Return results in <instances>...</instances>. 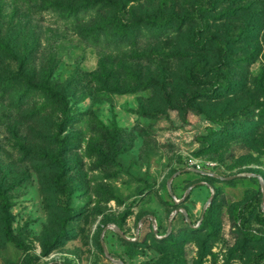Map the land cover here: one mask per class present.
<instances>
[{"label":"rangeland","instance_id":"obj_1","mask_svg":"<svg viewBox=\"0 0 264 264\" xmlns=\"http://www.w3.org/2000/svg\"><path fill=\"white\" fill-rule=\"evenodd\" d=\"M102 243L264 264V0H0V264H117Z\"/></svg>","mask_w":264,"mask_h":264},{"label":"trees","instance_id":"obj_2","mask_svg":"<svg viewBox=\"0 0 264 264\" xmlns=\"http://www.w3.org/2000/svg\"><path fill=\"white\" fill-rule=\"evenodd\" d=\"M95 6H97L96 2H89L88 1V3H86L83 7L81 6L79 9L67 8L65 10H62V7L60 5L52 4V3H48L47 8L53 10L54 12L64 11L65 15H64L63 19L64 20H69V19L77 18V16L79 14H82V13H85V12H90L89 10H93V8H95ZM194 14L196 15V11H194ZM194 14L193 15L188 14V15L182 17V18L176 17L174 19L175 22H176V25L178 27H180V26L184 25L183 22H185L186 20H188V21L190 20L191 21V20L195 19V15ZM145 24H148L149 26H153V27L157 28L158 30L163 31L167 27L168 21L167 20H163V19L147 20L145 22ZM112 25H113V28H114V25H115V29H117V28H119L120 25L122 26L123 24L118 22V19H116V21L112 22ZM197 48H199V46ZM30 88H32L33 90L36 89L35 87H30ZM37 88H39V90H41V91H44L47 95L51 96V93H52V90H53L52 87H49V86H38ZM196 187H199V186H196Z\"/></svg>","mask_w":264,"mask_h":264},{"label":"water","instance_id":"obj_3","mask_svg":"<svg viewBox=\"0 0 264 264\" xmlns=\"http://www.w3.org/2000/svg\"><path fill=\"white\" fill-rule=\"evenodd\" d=\"M204 174H205V173H204ZM173 177H175V176H173ZM173 177H171V178L169 179V184H170V182L173 180ZM197 185H205V183H204V182H200V183H198V184H192V185H190V186L186 189V191L184 192L183 197L180 198L179 200H174V203L177 204V205L180 204V203H182V202L187 198L189 192H190L193 188H195ZM210 189H211V188H210ZM213 196H214V194H213V192L211 191L210 198H209L208 202L206 203V205L204 206L203 210L206 209V207L208 206V204H209L210 201L212 200ZM177 211L182 212L183 215L186 216V212H185V211H183V210H181V209H178ZM177 211H175V213H176ZM144 219H145V218L142 219V222L144 221ZM187 221H188V220H187ZM169 229H170V228H169ZM116 233H117L121 238H123V239H125V240H129V239L126 238V237H125V236H124V235H123L118 229L116 230ZM102 247H103V251H104V253H105V255H106L107 258H109L111 261H113V262H115V263H117V264H121L119 261H116V260H113V259L110 258V256L108 255V253H107V251H106V248H105V246H104L103 243H102Z\"/></svg>","mask_w":264,"mask_h":264}]
</instances>
